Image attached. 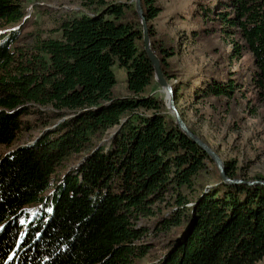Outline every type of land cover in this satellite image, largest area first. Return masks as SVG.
Segmentation results:
<instances>
[{
    "label": "trees",
    "instance_id": "1",
    "mask_svg": "<svg viewBox=\"0 0 264 264\" xmlns=\"http://www.w3.org/2000/svg\"><path fill=\"white\" fill-rule=\"evenodd\" d=\"M25 2L0 0V147L39 131L0 151V264H264V175L249 185L224 162L226 177L242 182L202 184L212 162L152 93L133 5L86 0L89 12L64 11L49 35L23 46L19 28H4L24 19ZM140 6L181 119L182 93L229 102L242 91L231 77L172 82L175 48L150 24L161 7ZM198 6L228 58L251 56L264 105V0ZM113 66L124 71L125 96L113 94Z\"/></svg>",
    "mask_w": 264,
    "mask_h": 264
},
{
    "label": "rangeland",
    "instance_id": "2",
    "mask_svg": "<svg viewBox=\"0 0 264 264\" xmlns=\"http://www.w3.org/2000/svg\"><path fill=\"white\" fill-rule=\"evenodd\" d=\"M85 1L26 0L24 19L4 29L19 28L20 39L17 44L28 46L35 34L38 33L42 37L49 35V30L64 11L89 12L81 5ZM104 1L133 5V0ZM207 2L213 4L214 0H157L161 12L150 24L154 38H163L175 48V55L167 60L176 75L175 81L172 82L181 81L192 85L213 76L223 80L227 77L235 78L243 84L242 91L229 102L223 99H208L195 103L187 92L182 93L181 98L176 101V106L183 115L185 125L215 152L222 164L231 162L235 172L250 181L253 176L264 175V105L257 101L256 91L251 85V56L246 53L238 60L228 58L229 46L220 37L218 25L205 21L194 13L200 9L198 4ZM203 29H213L214 33L205 35L202 33ZM112 72L116 80L113 94L125 96L123 69L113 66ZM166 82L171 85L169 81ZM151 89L165 104L164 91L154 82ZM38 131L39 127L35 125L29 131L22 132L11 146L0 147V151L30 141ZM207 171L202 184L209 185L215 182L218 173L212 164L207 166ZM207 185L205 188L209 187ZM34 210L33 208L29 211L32 213ZM148 262L149 259H141L135 264Z\"/></svg>",
    "mask_w": 264,
    "mask_h": 264
},
{
    "label": "water",
    "instance_id": "3",
    "mask_svg": "<svg viewBox=\"0 0 264 264\" xmlns=\"http://www.w3.org/2000/svg\"><path fill=\"white\" fill-rule=\"evenodd\" d=\"M133 7L134 11L136 13V16L138 18V21L141 26V35H142V43H143V51L151 65L152 72H153V82L164 91V101H165V108L167 110V113L173 118L174 124L177 126V128L184 134L185 137H187L189 140H191L198 148H200L204 154L209 158V160L212 162L214 167L217 170L218 177L221 182L223 183H240L242 181L240 180H232L228 179L225 175L224 168L222 161L217 157L215 152L211 150L204 142H202L198 137H196L194 134H192L181 117L179 116L177 109L174 105V97H173V90L171 88V85H169L164 78L162 77V74L159 69V63L157 58L153 55V53L150 50V43L147 36V29L145 20L142 14L141 6H140V0H133ZM244 183L252 185L256 183H262L258 181H244Z\"/></svg>",
    "mask_w": 264,
    "mask_h": 264
}]
</instances>
